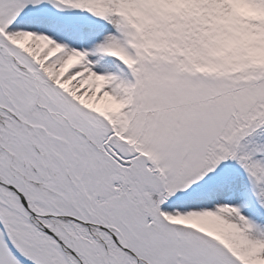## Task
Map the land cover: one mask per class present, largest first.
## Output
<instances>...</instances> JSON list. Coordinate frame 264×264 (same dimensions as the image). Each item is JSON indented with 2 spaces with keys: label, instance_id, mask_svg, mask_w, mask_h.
Returning <instances> with one entry per match:
<instances>
[{
  "label": "snow or ice",
  "instance_id": "obj_1",
  "mask_svg": "<svg viewBox=\"0 0 264 264\" xmlns=\"http://www.w3.org/2000/svg\"><path fill=\"white\" fill-rule=\"evenodd\" d=\"M0 264H264V0H0Z\"/></svg>",
  "mask_w": 264,
  "mask_h": 264
},
{
  "label": "rangeland",
  "instance_id": "obj_2",
  "mask_svg": "<svg viewBox=\"0 0 264 264\" xmlns=\"http://www.w3.org/2000/svg\"><path fill=\"white\" fill-rule=\"evenodd\" d=\"M245 7H247V6H245ZM251 10V9H250ZM253 12H255V10H252ZM255 14H257V15H259L260 13H258V12H255Z\"/></svg>",
  "mask_w": 264,
  "mask_h": 264
}]
</instances>
